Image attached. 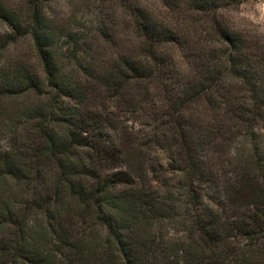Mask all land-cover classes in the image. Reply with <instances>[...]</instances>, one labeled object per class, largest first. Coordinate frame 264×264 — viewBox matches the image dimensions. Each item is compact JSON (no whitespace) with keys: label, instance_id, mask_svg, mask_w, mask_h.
<instances>
[{"label":"rangeland","instance_id":"rangeland-1","mask_svg":"<svg viewBox=\"0 0 264 264\" xmlns=\"http://www.w3.org/2000/svg\"><path fill=\"white\" fill-rule=\"evenodd\" d=\"M193 1L0 0V76L9 73L15 79L19 76L17 71L25 68L27 72L45 77L42 65L35 56L33 41L21 35L22 31L13 30L1 18V12L8 11L16 16L21 27H25V20L31 19L34 8H37L43 17L49 46L59 60L60 71L70 76L66 81L68 87H75L77 83L79 93L83 95V108L102 114L104 125L101 136L106 138L107 145L122 154L125 160L123 170L130 172L134 181L144 182L160 196L172 194L179 200L174 209L164 214L160 212L155 218L149 214L140 218L134 211L138 216L137 222H130L126 212L122 213V208L117 216V209L113 207L118 204L114 200L119 193L113 190L112 196L103 201L106 214L112 216L120 228L128 222L129 226L125 228L134 229L141 237L142 234L163 235L170 245L177 246L187 244L186 240L178 239L183 237L196 215L186 203L189 192L182 187L188 179L192 182L190 193L200 204L199 210H218V206L230 196L246 203L257 197L264 203V119L250 126L228 112L243 95L238 89L240 81L229 80L224 85L225 89L217 90L213 97L204 94L193 102H184L186 96H190V86L198 78L196 73L201 71L199 63L210 61L211 53L224 58L228 54L227 46L218 42L220 37L214 28L236 32L240 36L239 46L246 64L254 65L255 70L264 75V0H229L230 3L210 17L193 10ZM133 6L140 8L141 22L148 20L159 29L167 30L170 35L176 36L177 43H158L156 54L163 65L158 66L156 72L160 74L129 79L118 89V96L108 99L104 87L91 82L89 75L116 74L119 68L126 72L128 78L131 77L124 67V59L137 54L140 57L137 48L142 43V36L135 25ZM207 18L208 23L204 22ZM150 63L157 65L154 61ZM82 79H87V82ZM45 83L49 89L48 83ZM261 84L264 86V79L258 83ZM222 92L226 96H218ZM47 99L37 97L33 92L0 98V149L11 148V140H17V146L20 145L16 152L14 145L12 147V162L20 164L25 161L27 165H32V150L25 151L23 146L32 145L36 151L44 147L33 138V119L45 114ZM62 101L65 106L70 103L66 99ZM130 102L134 109L126 108ZM262 113L264 117V110ZM49 132L58 143L66 142L69 133L60 119L50 126ZM257 140L258 156L253 154ZM183 144L190 149L192 160L188 164L181 155ZM20 149L22 151L18 152ZM86 153L84 149L80 155L84 157ZM72 159L79 161V154L74 152ZM38 165L46 183L44 180L42 184L39 178L37 183L29 185L16 177L0 176V240L8 235V228L15 230L13 220H22V210L29 207V203L46 195V187L48 190L57 184L53 180L58 170L56 163L42 156L38 157ZM211 180H216L215 184H211ZM58 185L56 200L63 207L61 217L67 221L68 217L78 213L84 215L87 209L70 196L67 183ZM82 186L83 189H90L89 184ZM27 215L25 226H28L25 229L27 236H31L30 228L40 224L44 215L33 208ZM85 216L83 222L74 217L72 227L76 228L77 222L86 233H92L93 240H105L107 232L100 226L94 207ZM4 219L11 222L5 223ZM38 237L34 244L29 242L32 244L29 248L36 245L38 251H48L57 261L65 262L67 249L59 251L53 236ZM112 244L115 248L116 244ZM188 245L193 253L197 252L192 244ZM19 264L28 263L19 260Z\"/></svg>","mask_w":264,"mask_h":264},{"label":"trees","instance_id":"trees-1","mask_svg":"<svg viewBox=\"0 0 264 264\" xmlns=\"http://www.w3.org/2000/svg\"><path fill=\"white\" fill-rule=\"evenodd\" d=\"M228 3L229 0H194L192 9L210 17ZM139 11H141L139 7L133 6V13H136V29L142 36L141 47L137 48L140 57L137 54L124 59V67L131 77L128 78L126 72L119 68L116 74L110 72L103 76L89 75L91 82L104 87L108 99L118 96V91L124 83L129 82V79L149 78L160 74L161 72H156L157 67L163 65L156 54L158 43L161 41L177 43L176 36L170 35L167 30L159 29L156 24L148 20L141 22ZM1 13V18L5 19L13 30L22 31L21 35L33 41L35 56L42 65L45 77L41 78L36 73L27 72L25 68L17 71L19 76L15 79L10 77L9 73H3L0 76V98L19 97L33 92L37 97H48V99L45 114H39L33 119L35 122L33 138L40 141L44 147L36 151L32 149V145L27 147L26 144L23 146L25 151L32 150V165H27L25 161L17 164L12 162L11 150L14 145L13 150L16 152L20 145L17 146V140H11V148L0 149V176L16 177L29 185L37 183L39 178L42 184L44 180L46 183V178L40 175L38 165V157L42 156L53 160L58 170L53 176L57 184L48 190L46 187L48 192L46 195L35 198L29 203V207L22 210V220L18 222L13 220L12 225H16L15 230L8 228V235L0 240V264H19V260H24L28 264H141L142 262H144L142 264H264L263 200L252 197L251 202L246 203L230 196L225 204L218 206V210L211 208L206 211L199 210L200 204L193 199L194 194L190 193L191 179L186 180L182 186L189 192L186 203L196 214L183 237L178 239L186 240V245H170L163 235L142 234L141 237L134 229L125 228L129 224L124 220L122 221L126 222V226L118 227L112 216L106 214L107 209L103 203L107 196H112L113 190L119 193L118 198L115 197L114 200L118 204L113 207L117 209V216L120 215L118 210L122 208V213L126 212L130 222L132 220L137 222L136 213L140 218L145 214L155 218L160 212L164 214L166 211H171L179 200L172 194L160 196L144 182L134 181L130 172L123 170L125 160L122 154L113 146L107 145L106 138L101 136V127L104 125L102 114L83 108V95L79 93L80 88L77 83L75 87H68L66 81H69L70 76L60 71L59 60L49 46V37L44 32L42 24L43 17L37 8H34L31 19L25 20V27H21L13 13L8 11ZM205 21L208 23L209 18ZM214 31L220 37L218 42L227 46L228 54L224 58L223 55L216 57L211 53L210 61L199 63L201 71L196 73L198 78L190 86V96H186L184 102L195 101L204 94L213 97L217 90L225 89L224 85L229 80L233 82L232 79H238L240 81L238 89L243 95L238 97L239 103L229 108L228 112L251 126L256 121L264 119L262 116L264 86L258 85L263 81L264 75L260 71L257 72L254 65L246 64L239 46L240 36L236 32L218 27L214 28ZM72 57L74 56H70ZM150 61L156 62L157 65ZM82 80L87 82V79ZM45 82L48 83L50 90L47 89ZM222 94L226 96L224 92L218 96ZM63 99L70 103L65 106ZM132 105L130 102L126 108L134 109ZM59 119L65 123L69 131L66 142L62 143H58L54 135L49 132L50 126ZM17 130L18 128L14 131L15 134ZM84 149L87 153L82 157L80 153ZM20 151L22 150L18 152ZM74 152L79 154V161L72 159ZM253 154L257 156L259 154L258 140L254 144ZM181 155L184 156L187 164L190 159L192 160L190 149L185 144L182 145ZM215 181L211 180V184H215ZM58 183L60 185L67 183L70 196L77 204L87 209L84 215L78 213L68 217L67 221L61 217L63 207L56 200ZM83 184H89L90 189H83ZM249 190L252 191V188L250 187ZM92 207L100 226L107 232V237L103 241L98 238L93 240L92 233L90 231L86 233L79 223L75 222L76 228L71 225L72 221H75L74 217L83 222L86 212ZM32 208L42 213L44 219L42 218L37 226L30 228L31 236H27L25 228L28 225L25 226L27 223L25 216H28L27 213ZM4 222L7 223V219H4ZM10 222L11 220L8 224ZM39 235L53 236L59 245V251L67 249L65 262L57 261L48 251L46 253L38 251L36 245L29 248L32 242L34 244L39 240ZM100 235L105 236L101 233ZM112 242L116 244L115 248ZM188 244H192L197 252L193 253Z\"/></svg>","mask_w":264,"mask_h":264}]
</instances>
